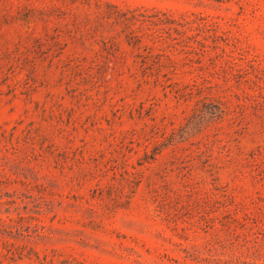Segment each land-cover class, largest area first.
Listing matches in <instances>:
<instances>
[{"label": "rangeland", "instance_id": "374dc122", "mask_svg": "<svg viewBox=\"0 0 264 264\" xmlns=\"http://www.w3.org/2000/svg\"><path fill=\"white\" fill-rule=\"evenodd\" d=\"M0 264H264V0H0Z\"/></svg>", "mask_w": 264, "mask_h": 264}]
</instances>
